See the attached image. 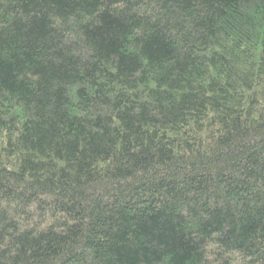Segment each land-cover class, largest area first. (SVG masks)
I'll use <instances>...</instances> for the list:
<instances>
[{"label": "trees", "instance_id": "1", "mask_svg": "<svg viewBox=\"0 0 264 264\" xmlns=\"http://www.w3.org/2000/svg\"><path fill=\"white\" fill-rule=\"evenodd\" d=\"M0 264H264V0H0Z\"/></svg>", "mask_w": 264, "mask_h": 264}]
</instances>
